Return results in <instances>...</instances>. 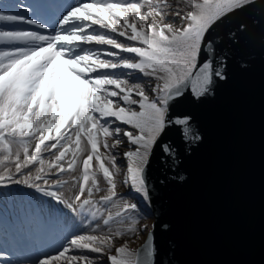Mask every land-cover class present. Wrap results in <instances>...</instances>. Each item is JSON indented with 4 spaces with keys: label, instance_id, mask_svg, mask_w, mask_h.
<instances>
[{
    "label": "snow or ice",
    "instance_id": "obj_1",
    "mask_svg": "<svg viewBox=\"0 0 264 264\" xmlns=\"http://www.w3.org/2000/svg\"><path fill=\"white\" fill-rule=\"evenodd\" d=\"M255 2L80 0L65 7L41 0L29 11L51 19L54 35L0 30V45L13 46L0 49V185H24L62 205L42 216L46 232L57 240L73 228L84 229L65 236L55 254L35 264H104L105 257L107 264H150L151 244L134 250L127 240L116 243L140 228L137 203L117 191L115 150L125 139L134 146L123 153L124 182L146 203L145 172L158 138L170 124L184 126L185 137L192 131L189 118L169 120L170 102L186 88L204 96L214 76L225 78L222 67L202 59L206 36L217 22ZM0 22L47 27L4 10ZM92 43L119 50L106 53L116 59L83 47ZM115 69L139 75L130 82L127 73L107 71Z\"/></svg>",
    "mask_w": 264,
    "mask_h": 264
},
{
    "label": "water",
    "instance_id": "obj_2",
    "mask_svg": "<svg viewBox=\"0 0 264 264\" xmlns=\"http://www.w3.org/2000/svg\"><path fill=\"white\" fill-rule=\"evenodd\" d=\"M205 56L225 78L170 102L169 120L192 131L170 124L153 147L137 250L151 244L150 264H264V0L217 22Z\"/></svg>",
    "mask_w": 264,
    "mask_h": 264
},
{
    "label": "rangeland",
    "instance_id": "obj_3",
    "mask_svg": "<svg viewBox=\"0 0 264 264\" xmlns=\"http://www.w3.org/2000/svg\"><path fill=\"white\" fill-rule=\"evenodd\" d=\"M80 1V0H79ZM92 2V0L89 1V3ZM29 9H31L30 7H28ZM29 13L34 14V11H29ZM31 14H27L30 17H34L35 15H31ZM169 23H173L177 26L180 25V20L177 19H172L169 18L168 21ZM0 30H22L21 27L19 26H15V27H8V26H0ZM95 30H99V31H103L104 33L107 34V30H102L99 28H96ZM30 31V30H29ZM55 32V31H54ZM97 32V31H95ZM99 33V32H97ZM115 35V34H112ZM118 37V36H117ZM124 38V37H123ZM122 41V40H121ZM4 48H2L3 50H7L10 51L12 50V48H10L8 45H2ZM85 48H90L93 50H100L103 51L106 55V53L108 51H119V50H113L112 48L109 47H103V48H98V46L95 43L92 44H84ZM120 55L124 58H129V59H135L136 57L134 55H128V54H124L123 52H120ZM102 58H109V59H116L115 57H102ZM114 71V70H112ZM127 73L128 75L125 76V78H130V82H135V77L132 75V73H130V71L128 70H121L119 73H115L116 75H121ZM149 95H152V93H149ZM134 146L128 144L127 140L125 139L124 143L121 145V149L122 150H128V149H133ZM122 153V152H121ZM123 154V153H122ZM117 165L120 168V173L117 177L118 180V189L117 191H120L121 194L125 199L130 200L133 203H137L138 205V209L136 210L135 215L137 216V218L139 219V225L138 227L140 228L138 235H130L127 236L123 239L118 240L117 246H119L120 244L124 243L125 240H127V242L129 243L130 248L137 250V248L145 241L146 236L149 232V230L152 228V223H153V216L150 215L149 210V202L147 201L146 203L142 201V199L140 198L139 194H136L134 192L133 189H131L130 185L126 184L125 178H126V168H127V162L126 159L123 157L122 158H118L117 160ZM17 179H19V176H17ZM126 191V192H125ZM129 191H131L129 193ZM20 205V209L25 210L27 204H25L24 202H19ZM62 208V205L60 207V205H57L55 201H53L51 198L47 197L46 200L43 202L42 206L40 207L39 210V219H42V216L46 213V211L50 208ZM41 209H43V211H41ZM67 211V210H64ZM85 223H87V221H85ZM146 226V227H144ZM79 234H84L81 230L78 231ZM114 251V250H113ZM104 264H107V258H104Z\"/></svg>",
    "mask_w": 264,
    "mask_h": 264
},
{
    "label": "bare ground",
    "instance_id": "obj_4",
    "mask_svg": "<svg viewBox=\"0 0 264 264\" xmlns=\"http://www.w3.org/2000/svg\"><path fill=\"white\" fill-rule=\"evenodd\" d=\"M33 1H35V0H30V2H33ZM75 0H73L72 2H74ZM13 4V3H12ZM10 10H11V8H10ZM6 24H8V25H11V26H21V27H27V28H29V30H30V26H32V25H29V24H26V23H20V22H7ZM41 29V28H40ZM40 31V30H39ZM95 31H97V32H103V31H99V30H95ZM55 34V32H53V33H51L50 35H54ZM120 40H122V41H125L126 42V38H124V39H120ZM16 46H22V45H19V44H17ZM84 46V45H83ZM119 71H121V70H128V69H118ZM128 71H130V73H132V75L135 77V76H137V75H139L138 73H136V72H134L133 70H128ZM115 72V71H114ZM128 150H130V149H128ZM128 150H122L121 149V146L117 149V150H115V154H117V156H118V158L120 159V158H122V153H124V152H126V151H128ZM122 152V153H121ZM86 225H87V223H85V227H86ZM75 233H78V231L79 230H81L83 233H84V229H82V228H80V227H76V228H73L72 229ZM70 232H72V231H70ZM79 234V233H78ZM118 241V240H117Z\"/></svg>",
    "mask_w": 264,
    "mask_h": 264
}]
</instances>
